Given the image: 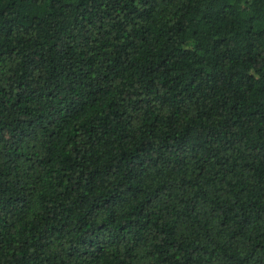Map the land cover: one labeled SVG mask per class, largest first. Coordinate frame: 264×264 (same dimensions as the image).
<instances>
[{
    "label": "trees",
    "instance_id": "16d2710c",
    "mask_svg": "<svg viewBox=\"0 0 264 264\" xmlns=\"http://www.w3.org/2000/svg\"><path fill=\"white\" fill-rule=\"evenodd\" d=\"M0 264H264V0H0Z\"/></svg>",
    "mask_w": 264,
    "mask_h": 264
}]
</instances>
